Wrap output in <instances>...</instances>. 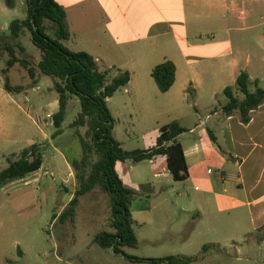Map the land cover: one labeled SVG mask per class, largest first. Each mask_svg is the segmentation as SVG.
<instances>
[{
    "label": "rangeland",
    "instance_id": "rangeland-1",
    "mask_svg": "<svg viewBox=\"0 0 264 264\" xmlns=\"http://www.w3.org/2000/svg\"><path fill=\"white\" fill-rule=\"evenodd\" d=\"M260 14H264V8L258 9L257 17ZM26 17L25 0H14L13 9L8 7L7 0H0V135L6 133L10 138L7 141L0 140V172L10 162L18 160L24 149L34 144L43 146L44 164L37 173L0 188V264H69L62 257L66 250L75 249L77 256H72L70 262H77L82 257L81 253L86 252L85 244L95 233L110 230L109 198L97 189L81 197L74 221L62 223L59 219L54 220L55 215H60L68 208L78 187L68 158H81L83 152L77 131L85 134L86 128L70 127L80 112L79 100L74 97L68 102L62 133L54 137L57 129L52 117L57 113L59 105L53 78L41 76L40 82L34 86L20 63L8 65L12 55L18 59H27L34 66L41 58V52L33 45L28 30H24L19 38H15L10 31L14 20ZM251 26L252 30L245 29V34H241L247 35L246 43L250 47L264 46V21L257 19ZM6 77L11 85L23 86L26 92L7 93L4 90ZM256 81L259 87L264 88V75H252L249 82L251 92L256 90ZM225 82L215 93L206 87L198 95H194L190 89L162 95L156 88L155 93L146 92L138 100L126 93V88H122L108 103L115 119L114 136L126 151L148 150L156 145L163 126L179 121L182 126L190 128L193 122L206 120L209 112L215 109L223 111L226 103L224 89L236 85V80ZM235 92L239 99H244L239 91ZM158 97L189 98L174 106L170 105L166 112H159L156 108ZM191 97H200L198 108L194 106ZM209 97L216 98L211 100ZM199 133H204L210 143L214 142L206 127L199 130ZM189 137L187 134L184 141ZM165 166V158L159 157L156 162L134 163L129 160L122 163L118 170L128 186L132 185L141 195H145H139L132 205L135 220L133 228L139 245L136 248H125L128 254L138 258L192 256L197 258L192 264H264V242L258 241L264 240V227L260 231H253L247 216L240 226L232 217H223L215 225L218 228L216 235L208 232L207 235L196 234L198 242H193V246L188 249H181V240L172 242L173 239L168 236L174 228L192 233L193 216L182 209L190 205L188 193L194 198L195 191L185 188L181 183H173L175 188H172L166 178H154V174L161 173ZM124 167L131 174H124ZM211 170L215 172L214 168ZM159 184L168 186L163 190L158 188ZM178 193L181 194L180 198ZM145 205L151 206L153 213L137 214V209ZM143 221L148 225L140 227L138 222ZM249 232L250 235H244ZM85 233H89L90 238L84 236ZM233 239L240 244L234 243ZM205 245L207 250L203 252ZM94 250L98 254L93 259L107 253L97 244ZM105 255L106 260L98 259L93 264H133L120 256L116 258L112 254Z\"/></svg>",
    "mask_w": 264,
    "mask_h": 264
},
{
    "label": "crops",
    "instance_id": "crops-1",
    "mask_svg": "<svg viewBox=\"0 0 264 264\" xmlns=\"http://www.w3.org/2000/svg\"><path fill=\"white\" fill-rule=\"evenodd\" d=\"M56 1L67 12L71 37L66 46L72 51L90 54L101 71H111V78L120 72H129L131 79L124 88L136 100L144 97L146 92H156L158 87L152 70L167 60L176 65V82L169 92L163 94L159 91L162 95L185 92L187 89L198 95L206 87L215 93L219 86L225 85L226 80H237L242 72H247L250 80L252 75H264V46L250 47L246 43L247 35H241L245 34V29H253L251 23L255 20L264 21V14L257 17L258 9L264 8V0ZM40 60L36 61V65ZM40 77L38 75L39 82ZM188 98L158 97L156 108L159 112H166L170 105ZM191 98L198 108L200 97ZM215 98L209 97L211 100ZM182 127L186 132L178 141L186 156L187 180H174L165 157L147 160L156 162L159 157L165 158L166 166L161 173H155L154 178H166L172 188L173 183H181L195 191L194 198L188 193L190 205L182 209L193 216L192 233L174 228L168 237L173 239L172 242L181 240V249H188L193 242H198L196 238L202 233L216 235L218 228L215 225L225 216L235 219L238 226L247 216L252 230L260 231L264 227V105L251 113L248 124L241 122L238 113L226 116L223 111L215 109L207 114L206 120L193 122L190 128ZM204 127L215 137L214 145L204 133H199ZM187 134L191 137L184 141ZM9 139L6 133L0 135V140ZM120 166L122 163L117 164V172ZM129 173L124 167V174ZM167 186L159 184L158 188L164 190ZM177 196L180 198L181 194ZM145 206L139 207L137 214L153 213L151 206ZM132 219L135 221L133 213ZM138 225L142 227L148 223L143 221ZM96 234L85 244L86 252L81 253L84 258L70 262L72 256H77L74 248L66 250L62 257L69 264H93L98 259L106 260L105 254L126 260L112 250L93 259L98 254L93 251ZM248 234L251 232L244 235ZM83 235L90 238L89 233ZM232 241L240 244L235 239Z\"/></svg>",
    "mask_w": 264,
    "mask_h": 264
},
{
    "label": "trees",
    "instance_id": "trees-1",
    "mask_svg": "<svg viewBox=\"0 0 264 264\" xmlns=\"http://www.w3.org/2000/svg\"><path fill=\"white\" fill-rule=\"evenodd\" d=\"M27 17L14 20L10 31L19 38L24 30L31 35L33 45L40 50L41 60L34 66L27 59H18L12 55L8 65L20 63L28 76L37 85L38 75L49 76L54 80V88L58 94L59 109L53 115V123L57 131L54 137L62 133V124L66 118L68 102L77 98L80 112L71 123V128H86L85 134L77 131L82 147L80 159L68 158L74 171L78 187L74 196L60 215L54 220L66 223L75 220L81 197L99 190L109 198L110 230L97 233L94 242L104 250H112L114 254L123 256L132 263L147 264H192L197 258L188 256H168L164 258H138L125 253L124 248H136L138 238L133 229L131 206L139 196L132 187L127 186L119 176L116 166L129 160L141 163L157 156L167 159L169 173L175 181L188 178V165L182 144L178 138L186 132L178 121H173L160 129L156 145L148 150L126 151L121 142L114 136L115 119L108 106V100L119 90L127 86L131 76L129 72H120L111 78V71H101L95 59L84 51H72L66 46L71 33L67 25V12L56 0H25ZM10 8L14 0H7ZM22 50H24L22 48ZM11 53L13 52L10 49ZM152 77L163 94L169 92L176 82V65L164 61L152 70ZM4 90L9 94L26 91L23 86L11 85L9 79ZM250 78L242 72L236 80L235 87H226L224 95L226 103L223 112L226 116L238 113L243 124L251 120V113L264 105V88L249 90ZM235 90L244 95L241 100ZM211 139L215 137L210 133ZM44 164L43 146L34 144L23 150L21 157L9 163L0 172V188L13 182L24 180L41 170ZM207 250L203 246L202 251Z\"/></svg>",
    "mask_w": 264,
    "mask_h": 264
},
{
    "label": "built area",
    "instance_id": "built-area-1",
    "mask_svg": "<svg viewBox=\"0 0 264 264\" xmlns=\"http://www.w3.org/2000/svg\"><path fill=\"white\" fill-rule=\"evenodd\" d=\"M27 101H29V100L27 99ZM40 122H42V123H43V118H41V117H40Z\"/></svg>",
    "mask_w": 264,
    "mask_h": 264
}]
</instances>
